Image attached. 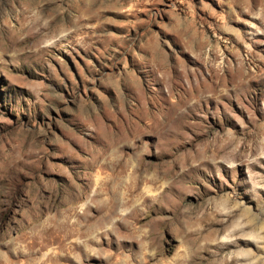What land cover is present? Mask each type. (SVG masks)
Returning <instances> with one entry per match:
<instances>
[{"label": "rangeland", "instance_id": "rangeland-1", "mask_svg": "<svg viewBox=\"0 0 264 264\" xmlns=\"http://www.w3.org/2000/svg\"><path fill=\"white\" fill-rule=\"evenodd\" d=\"M0 264H264V0H0Z\"/></svg>", "mask_w": 264, "mask_h": 264}, {"label": "bare ground", "instance_id": "bare-ground-1", "mask_svg": "<svg viewBox=\"0 0 264 264\" xmlns=\"http://www.w3.org/2000/svg\"><path fill=\"white\" fill-rule=\"evenodd\" d=\"M114 141V140H113ZM116 141V140H115ZM120 143V142H119ZM117 144V143H116ZM114 145V144H113ZM118 203V202H117ZM116 203V204H117ZM116 206V205H115ZM108 208V207H107ZM96 212V211H95ZM85 213V212H84ZM83 213V214H84ZM76 214V213H75ZM80 214V213H79ZM97 214H98V211H97ZM118 214V213H117ZM84 216H86V215H84ZM107 216H109V214H107ZM103 217V216H102ZM79 218L82 220V222H84V217L83 216H79ZM96 218V217H95ZM91 219V218H90ZM105 219H106V217H105ZM86 221V220H85ZM79 223H81L79 220L78 221H75V222H72V223H69V222H65L64 224H59V226H58V229H67V230H69L70 231V233H74V232H77V234H78V236L79 235H81V234H87L86 233V228H85V226L83 225V226H79ZM90 226V225H89ZM100 228V227H99ZM109 228L107 227V230H108ZM92 230V231H91ZM90 231H88V233L90 234V239L87 241L86 240V242H90V243H92V244H97V242L99 241H96V236H93V234H95L94 232H95V230H96V226H94L93 227V229H91ZM106 229H104V231H105ZM69 233V232H68ZM103 233V232H102ZM98 234V233H97ZM106 234V233H105ZM70 235V234H69ZM104 235V234H103ZM71 236H72V234H71ZM74 236V235H73ZM99 236H101V235H99ZM87 237V236H86ZM100 239V238H99ZM75 242V241H74ZM85 243V242H84ZM83 243V244H84ZM99 243V242H98ZM72 244H73V246H74V248H76L77 247V244L76 243H73L72 242ZM87 245V244H86ZM89 245V244H88ZM87 245V246H88ZM86 246V247H87ZM98 246V245H97ZM83 247V246H82ZM85 247V246H84ZM89 247H91L90 245H89ZM96 247V246H95ZM96 249V248H95ZM92 250V249H91ZM90 250V251H91ZM87 251V250H86ZM89 252V251H88ZM93 252V251H92ZM98 252V251H97ZM86 253V252H85ZM98 253H100V251L98 252ZM88 255V254H87ZM96 255V254H95ZM86 256V255H85ZM91 256H93V255H91ZM100 256V255H99ZM87 257V256H86ZM110 261V260H109ZM109 263V262H108ZM111 263V262H110Z\"/></svg>", "mask_w": 264, "mask_h": 264}]
</instances>
